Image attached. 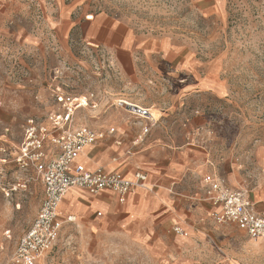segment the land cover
Returning <instances> with one entry per match:
<instances>
[{"label":"rangeland","instance_id":"1","mask_svg":"<svg viewBox=\"0 0 264 264\" xmlns=\"http://www.w3.org/2000/svg\"><path fill=\"white\" fill-rule=\"evenodd\" d=\"M4 2L0 114L19 128L16 135L25 118L53 109L50 85L74 96L92 95L96 109L87 107L77 117L94 128L123 117L133 124L118 101L153 107L162 114L153 131L175 132V139L163 142L175 143L176 150L206 149L207 172L245 190L264 208V0ZM98 17L133 30L137 75L121 70L128 61L113 63L108 51L85 39L83 26ZM145 42L154 45L151 52ZM163 46L175 50V60L161 52ZM174 66L175 81L156 71ZM146 68L153 74L143 82ZM196 174L187 187L192 192ZM41 197L38 181L10 199L0 194L1 263L11 258ZM84 210L37 264H264V238L252 240L234 226L216 225L207 206L196 212L177 203L173 220L125 221L119 213L95 220L94 211Z\"/></svg>","mask_w":264,"mask_h":264},{"label":"built area","instance_id":"2","mask_svg":"<svg viewBox=\"0 0 264 264\" xmlns=\"http://www.w3.org/2000/svg\"><path fill=\"white\" fill-rule=\"evenodd\" d=\"M49 91L53 109L44 116L24 120L18 145L13 144L12 126L0 122V194L10 199L26 192L36 181L42 188L36 216L18 239L11 258L0 264H37L52 250L63 227L75 222L73 215L59 217L60 203L70 190H81L91 196L110 192L123 204L129 194L151 189L147 175L141 170L128 179L101 168L87 171L76 163L85 148L104 138L102 132L80 125L75 117L79 110L96 105L92 95H70L54 85H50ZM116 106L126 109L140 126L133 145L141 144L155 123L149 110L124 101H118ZM108 132L112 134L114 129ZM202 183V200L213 207L210 218L216 225L234 226L252 240L264 238V210L257 208L245 190L231 188L213 174L205 176ZM174 231L185 235L180 227Z\"/></svg>","mask_w":264,"mask_h":264},{"label":"crops","instance_id":"3","mask_svg":"<svg viewBox=\"0 0 264 264\" xmlns=\"http://www.w3.org/2000/svg\"><path fill=\"white\" fill-rule=\"evenodd\" d=\"M7 13L4 0H0V26ZM82 31L83 36L90 42L91 46L95 47V49L101 48L103 51L106 50L110 53V59L113 60V63L116 64L117 61L119 64H124L123 60H125L131 64L130 66H123L122 71L127 72L129 75H137L138 72L132 66V63L134 64L135 57L133 52L138 41L129 26L106 17H98L83 26ZM27 43L32 42L28 39ZM23 44H26L25 40ZM145 44L150 48L149 52H151L154 45L149 42H145ZM165 49V46H163L160 50L163 54L167 53L166 56L171 55L175 60V50L171 53L166 52ZM117 70H120V68ZM144 71L140 75H145L143 82H148V77L153 73L149 72L147 68ZM156 71H161L160 75L165 77L172 76L175 81V66L170 69H156ZM139 81H142V79ZM124 102L129 105L140 106L132 102ZM144 108L148 109L149 112L150 108L153 109V107ZM91 109L95 110L96 106ZM120 109L130 116L133 124L128 125L123 117L110 120L108 128H94L78 120V112L86 110V108L79 110L75 114L76 120L80 125L104 134V138L101 141L84 149L76 163L81 164L87 171L101 168L104 172L119 173L128 179H131L137 170H141L147 175L151 189L148 191L139 190L129 194L123 204H119L117 197L110 192H102L97 196H91L81 190H70L60 203L59 217L63 219L65 216L73 215L75 222L66 224L63 229L67 226L75 225L77 216L85 211L84 208L91 212L94 211L95 220H100L103 217L115 218L117 213L123 215L122 220L125 221L138 219L173 220L175 218V204L183 201L196 212L200 208L207 206L210 217L213 207L202 200L204 191L202 180L205 176L211 174L220 179L221 176L214 171L207 172V168L202 166L209 162L207 150L191 148L176 150L175 143L163 142L162 140L175 139V132H162L159 134L153 131L156 123L162 119L161 113H159L160 119L157 122L155 121L145 140L141 144L134 146L133 141L140 134L141 128L126 109ZM165 113L166 115L168 114L167 111ZM0 122L12 126L14 130L13 144L18 145L22 136L21 129L20 134L16 135V131L19 128L15 130L12 122L2 119V114H0ZM143 123H147V120L143 121ZM109 129H114V132L109 134ZM158 144H166L168 148L161 147ZM191 171L194 172L193 175L198 173L196 175L199 178V183L197 184L196 192L187 189L191 185V183L189 184V180L193 176H191ZM259 202L254 203L259 210H264V208L258 207ZM97 213H101V215L97 216ZM111 215L114 217H110Z\"/></svg>","mask_w":264,"mask_h":264},{"label":"bare ground","instance_id":"4","mask_svg":"<svg viewBox=\"0 0 264 264\" xmlns=\"http://www.w3.org/2000/svg\"><path fill=\"white\" fill-rule=\"evenodd\" d=\"M131 105V104H130ZM150 114H151V117H152V119L154 120V121H158L159 119H160V114L156 111V110H154V109H152V108H150Z\"/></svg>","mask_w":264,"mask_h":264}]
</instances>
